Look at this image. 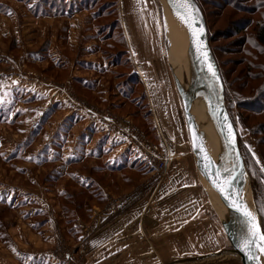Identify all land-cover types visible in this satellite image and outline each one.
Listing matches in <instances>:
<instances>
[{
  "label": "rangeland",
  "instance_id": "1",
  "mask_svg": "<svg viewBox=\"0 0 264 264\" xmlns=\"http://www.w3.org/2000/svg\"><path fill=\"white\" fill-rule=\"evenodd\" d=\"M150 1L157 14L153 16L158 21L157 39L169 67L170 40L163 7L160 0ZM199 2L205 12L211 48L228 79L229 113L264 230V99L258 100L256 93L264 77L247 84L241 74L247 63L264 67V52L260 54L264 47L256 39L259 27L264 25V0ZM124 4L125 0H0V195L8 197L0 199V227L5 228L11 216L15 225L19 223L17 218L33 222L48 211L52 214L56 207L66 220L67 232H72L70 219L85 218L86 207L106 199L98 174L87 182L85 178L76 181V174L71 172L72 167L85 171V165L78 164L85 163L81 159L105 151L102 145L87 147L99 128L81 133L76 140L77 133L72 132L75 118H60L57 114V108H69L76 99L98 101L100 96L89 89L102 86L116 91L107 98L110 106L123 101L125 114L134 113V117H128L132 122L125 124L131 145L130 132L138 130L170 155L162 172L143 151L146 158H129L124 172L126 189L111 197L124 205L141 201L148 205L151 219L157 217V256L152 254L151 260L169 264L230 248L197 174L182 100L177 101L179 121L162 122L153 71L147 70L148 82L133 72L140 56L125 30L129 22L123 15ZM143 4L144 0H137L138 7ZM239 29L244 31L236 34ZM148 45H143L146 51ZM252 73L264 76V71L256 68ZM184 75L187 78L185 70ZM46 83H56L58 90L70 84L72 96L60 99L57 93V99L53 92L43 94L41 86L49 87ZM252 97L257 98L252 101L255 111L241 108ZM70 150L72 160L67 158ZM128 199L131 201L126 202ZM74 245L68 241L61 248L63 252L67 248L75 250ZM68 260L78 261V257L70 255ZM190 264L242 263L233 254H223Z\"/></svg>",
  "mask_w": 264,
  "mask_h": 264
},
{
  "label": "crops",
  "instance_id": "2",
  "mask_svg": "<svg viewBox=\"0 0 264 264\" xmlns=\"http://www.w3.org/2000/svg\"><path fill=\"white\" fill-rule=\"evenodd\" d=\"M124 5L123 15L129 22L125 30L131 46L134 50L137 49L136 52L140 56L133 67V72L139 73L143 81L148 82L150 75L147 74V70L149 68V71L150 69L153 71L155 80L153 88L156 90V101L162 122L179 121L177 101L179 102L181 98L175 86L171 66L168 67L157 39V27L150 31L146 24L139 23L141 10L140 6H137V0L133 2L125 0ZM147 42H149V51L143 48ZM168 60L171 64L170 56ZM46 85L49 87L41 86L43 94L55 93L58 99L57 84L46 83ZM99 88L101 89H89L90 92H97L100 96L98 101L90 100L88 97L85 101L76 99L70 102L69 108H57L59 112L57 114L60 118L67 116L75 118L72 132L77 133L74 135L76 140H79L78 136L81 133H87L91 128H99V131L88 141L87 147L92 149L102 145L105 151L100 155L92 153L91 156L81 159L85 163L78 164L85 165V171L81 167H72L71 172L76 174V181L85 178L87 182H92L94 176L98 174L99 184L106 199L100 204L91 203V206L86 207L85 218L77 216L70 219L72 232H67L66 220L55 206H52L55 207L52 214L46 209L48 212L41 219H35L33 222L23 217L17 218L19 223L15 225L11 216L9 221L5 222L6 227H0V264H157V259L151 260L152 254L157 256V217L151 219L147 212L148 205L141 201L124 205L111 198L116 196L115 193L126 189L124 172L127 160L136 159L138 156L146 158L141 150L136 145H131L126 138L125 124L127 121L132 122L128 117H134V113L125 114L123 101L113 102L115 105L110 106L107 98L112 90L102 86ZM112 92L116 93L115 90ZM173 125L175 124L172 123ZM74 138L71 137L70 140L76 144ZM74 143L70 145L73 146ZM105 146L107 147L104 148ZM68 152L67 158L72 160L71 150ZM99 160L102 161L101 165ZM0 205L2 206L3 203L0 202ZM74 228L77 230H73ZM68 241L75 243L73 247L75 250L67 248L63 252L61 247ZM70 255L78 257V261H69Z\"/></svg>",
  "mask_w": 264,
  "mask_h": 264
},
{
  "label": "water",
  "instance_id": "3",
  "mask_svg": "<svg viewBox=\"0 0 264 264\" xmlns=\"http://www.w3.org/2000/svg\"><path fill=\"white\" fill-rule=\"evenodd\" d=\"M166 1L177 16L178 13L181 15L185 14L184 9L174 6L169 0ZM190 3L192 7L189 9V13H194L196 19V25H194L196 31L195 38L192 36L189 28L181 22L188 36V52L193 64L199 98L204 104L206 114L219 137L220 151L217 157L223 155L225 157L230 156L232 159L234 179L240 193L245 199L247 211L251 212L255 217L254 223L259 230V234H264L254 201L249 173L240 148L238 132L227 108L224 81L210 45L207 21L198 2L190 0ZM209 65H211V69ZM213 72L215 75H213ZM182 105L185 115H188L190 106L185 98H182ZM186 123L200 183L219 217L231 247L216 252L179 259L169 264L203 262L217 258L223 254L235 255L242 264H264V251H261L260 247H258V245L264 242L259 240V235L253 236V221L248 217L247 224L244 225L236 205L227 192L225 191L224 194H221L213 184V180H217L218 182L217 157L214 158L210 154L205 133L201 128L195 129L194 123L190 119H187ZM201 148H203V151ZM209 160L211 164H209ZM206 165L209 166L208 174L205 173ZM205 182L216 192L219 197V203L216 202L206 188ZM225 196L228 198L225 199ZM245 241H255V243L245 249L243 247ZM250 256H254L255 258L250 259Z\"/></svg>",
  "mask_w": 264,
  "mask_h": 264
},
{
  "label": "bare ground",
  "instance_id": "4",
  "mask_svg": "<svg viewBox=\"0 0 264 264\" xmlns=\"http://www.w3.org/2000/svg\"><path fill=\"white\" fill-rule=\"evenodd\" d=\"M152 3L150 0H144V4L140 6L141 15L139 14V23L146 24L150 31L155 29L156 25L158 24L157 19H154L157 17V14L155 15L154 5ZM160 3L163 7L164 24L165 29L167 30L166 33L170 40L169 56L175 85L181 100L182 98H185L190 106L189 113L186 115V117L194 123L195 129L201 128L205 133L209 152L214 158H216L220 151L219 137L212 122L206 114L204 104L199 98L194 77L193 64L188 52L187 32L183 23L168 5L167 1L160 0ZM154 15L155 17L153 18ZM180 57H182L183 68L185 73L188 75L187 78L184 75L183 68L181 69ZM216 166L219 174L218 183L230 196L231 200L234 202L239 211L242 222L244 225H246L248 220V217L245 215V211H247V205L234 179L232 159L230 156L225 157L223 155H219V157H217ZM205 185L216 202L219 203V197L216 192L210 187L208 183L205 182Z\"/></svg>",
  "mask_w": 264,
  "mask_h": 264
},
{
  "label": "built area",
  "instance_id": "5",
  "mask_svg": "<svg viewBox=\"0 0 264 264\" xmlns=\"http://www.w3.org/2000/svg\"><path fill=\"white\" fill-rule=\"evenodd\" d=\"M72 86L70 84H65L63 88H60L59 95L61 98H68L72 96ZM130 138L134 145H136L141 151L144 152L150 159L156 162V169L162 172L168 163L169 152L166 149H162L160 145H153L146 136L136 130L130 132ZM128 199L126 202H130Z\"/></svg>",
  "mask_w": 264,
  "mask_h": 264
},
{
  "label": "trees",
  "instance_id": "6",
  "mask_svg": "<svg viewBox=\"0 0 264 264\" xmlns=\"http://www.w3.org/2000/svg\"><path fill=\"white\" fill-rule=\"evenodd\" d=\"M196 1L200 5V7H201V9H202V11H203V13L205 15V12H204V10H203V8H202L199 0H196ZM205 18H206V16H205ZM243 31H244L243 29H239L236 34H240ZM256 39H257V42H258L259 46H263L264 47V25H262V26L259 27V29L257 31ZM209 40H210V38H209ZM212 51H213L214 56L216 57L215 59H217L218 66L220 68V71H221V74H222V77H223V80H224V84H225V95H226V104H227V98L229 96L228 79L225 76L224 71H223V67L220 64V62H219L217 56L215 55L213 49H212ZM263 52H264V50H261L260 51V54H262ZM254 68H256V69H258V70H260L262 72L264 71V67L262 66V64H260V65L259 64L258 65H252L251 63H247V66H245V68H243L241 70V74L243 76L242 80H244L245 82H247V84H249V81L250 80H253V81L254 80H259V79H261V78L264 77L263 75H259L261 73H259L258 75H257V73L256 74L252 73V69H254ZM256 93L259 95L258 96V100H259V98L260 99L261 98L264 99V84H262V85H260V87H258V89L256 90ZM255 100H257V98H253V97L251 99H249V100H246V102L243 105H241V108H243L245 110L255 111V110H253V106H252V104H255V103H252V101H255ZM227 108L229 110L228 104H227ZM229 112H230V110H229ZM242 154H243V152H242Z\"/></svg>",
  "mask_w": 264,
  "mask_h": 264
},
{
  "label": "snow or ice",
  "instance_id": "7",
  "mask_svg": "<svg viewBox=\"0 0 264 264\" xmlns=\"http://www.w3.org/2000/svg\"><path fill=\"white\" fill-rule=\"evenodd\" d=\"M170 3H172L174 6L179 7L184 9L185 14L181 15L178 13V18L181 19V21L189 28L190 32L192 33V36L195 38L196 37V31H195V27L194 25H196V19L194 16V13H189V9L192 7L190 0H169ZM9 15H11L12 13L9 12ZM201 31H202V27H201ZM209 68L211 69V65H209ZM213 75H215V73L213 72ZM201 150L203 151V148H201ZM209 164H211V161L209 160ZM208 165L205 166V173L208 174ZM219 174L217 173V176ZM213 184L214 186L217 187L218 191L221 192V194H224L225 189L223 187L220 186V184L217 182V180H213ZM8 197H5L3 195H0V199H6ZM228 197L225 196V199H227ZM245 215L247 217H249L252 221H253V236L259 235V240L264 242V234H259V230L256 227L254 221H255V217L252 215L251 212L245 211ZM255 243V241H245L243 247L245 249L249 248L251 244ZM258 247H260L261 251H264V243L258 245ZM250 259H254V256H250Z\"/></svg>",
  "mask_w": 264,
  "mask_h": 264
}]
</instances>
